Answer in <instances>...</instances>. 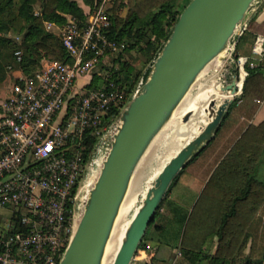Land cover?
I'll list each match as a JSON object with an SVG mask.
<instances>
[{"label": "built area", "instance_id": "2783aa9c", "mask_svg": "<svg viewBox=\"0 0 264 264\" xmlns=\"http://www.w3.org/2000/svg\"><path fill=\"white\" fill-rule=\"evenodd\" d=\"M112 1L83 6L84 21L72 15L62 24L45 21L66 50V61L41 58L32 74L10 67L7 95L0 99V264H60L73 234L80 185L98 168L113 122L134 94L129 97L126 85L115 79L123 44L109 36ZM260 2L229 47L236 97L250 61L236 52V45ZM251 55L263 60L264 33L255 35ZM13 56L22 58L20 51ZM90 135L96 141L85 158Z\"/></svg>", "mask_w": 264, "mask_h": 264}, {"label": "water", "instance_id": "95a60500", "mask_svg": "<svg viewBox=\"0 0 264 264\" xmlns=\"http://www.w3.org/2000/svg\"><path fill=\"white\" fill-rule=\"evenodd\" d=\"M257 0H190L153 59L143 83L113 122L109 145L82 197V208L60 264H102L132 175L180 102L195 95L215 68L221 103L210 98L197 135L164 165L129 221L112 264H131L157 209L180 172L213 140L236 98L229 47ZM217 79L219 81H217ZM193 114L188 111L184 120Z\"/></svg>", "mask_w": 264, "mask_h": 264}, {"label": "trees", "instance_id": "16d2710c", "mask_svg": "<svg viewBox=\"0 0 264 264\" xmlns=\"http://www.w3.org/2000/svg\"><path fill=\"white\" fill-rule=\"evenodd\" d=\"M36 1L0 0V88L10 77L11 66L21 67L25 73L32 74L38 68L41 58L56 61L68 59L58 38L45 28V21L54 20L62 24L66 15L75 16L81 21L86 18L84 8L76 0H40L38 12L34 8ZM122 6L127 7L124 15L119 14ZM182 9L175 8V0L112 1L109 36L123 44L117 58L120 71L115 79L125 84L128 92L134 89L138 72L133 63L122 60L123 51L137 49L143 54L145 62L154 59ZM9 32L20 39L17 41L8 37ZM16 51L22 54L20 60L14 59ZM261 63L257 68L247 66L249 74L261 67ZM95 141L94 135L86 137L83 148L85 158ZM263 150L264 119L258 124H248L231 144L212 170L190 212L181 217V207L172 206V218L180 221L179 242L176 246L187 264H201L205 260L206 264H264V257L254 259L245 252L249 226L264 203V176L259 178L257 175ZM180 174L169 187L155 216L160 214L165 203L170 202L169 193ZM18 219L19 216L14 214L13 220ZM154 230L161 233L167 230L166 224H156ZM218 232L215 251H205L206 239ZM147 239H153L148 231L138 248ZM145 264L161 263L154 256Z\"/></svg>", "mask_w": 264, "mask_h": 264}, {"label": "rangeland", "instance_id": "374dc122", "mask_svg": "<svg viewBox=\"0 0 264 264\" xmlns=\"http://www.w3.org/2000/svg\"><path fill=\"white\" fill-rule=\"evenodd\" d=\"M76 1L78 2V4L81 7H83L86 5L93 4V2L95 0H87V2H86V0H76ZM188 1L189 0H175V8L177 10L182 9ZM40 4H41V1L37 0L35 5H34L36 12L39 11ZM126 10H127V7L122 6L119 9V14L124 15ZM7 36L11 37L13 39H16L17 41L20 39L19 36H16L13 32L7 33ZM123 52L124 53L122 55V60L128 61L129 63H133L135 65L136 71L138 72L137 82L134 86V89L131 92H128V87L126 86V90H127L129 97H130L134 93V90L137 86L138 81L144 76V74L147 72V70L151 66L153 59L145 62L143 54L137 49H134L131 51H123ZM214 72H215V68L212 64L209 68L208 74L211 75ZM217 81H219V80L217 79ZM213 83H215V80L213 81ZM7 85H9V82H7V83L5 82L4 84H2V86L0 88V99H3L6 97L7 88H8ZM200 87H201V85L199 86L198 91H199ZM196 94L192 95V96L188 95V98L191 97L190 98L191 101H190V103H188L186 111L184 112V114H182L181 117H178L175 125H172L166 131V133L169 136L168 140H167L166 144L158 150V153L162 154L165 157L161 161V165H163V166L168 162V160H169L168 157L171 155V153L176 154L180 150V148L182 146H184L188 141H190L205 124L202 116H203L205 109L207 108L208 104H204L202 106L200 104L198 105V100H197ZM213 99H215L218 103L221 100L219 96H215V95H214ZM188 111H192L193 114L190 116L189 120L184 121V119H183L184 115ZM216 139L217 138L213 139L210 144L213 145L217 141ZM191 163L193 165L192 170H190L191 168L189 170H183L182 173L180 174V176L178 177V180L176 182L177 184L175 183L172 186V189H173L174 195H175L174 200L173 201L168 200L170 202L165 203L162 206V208L160 209V211H161L160 214H158L157 216L154 217V220L151 222V224L149 225V227L147 229L148 235H150L153 238L152 240H156L157 243H155L156 242L155 241L154 244H152V242H150L148 239L145 240L143 243V246L137 250L136 255H135L134 259L132 260L131 264H140L139 263L140 256L143 254L144 255H150L151 254V257L149 259L156 256L159 259L161 264H184L186 262L182 258L178 248H176L174 252H170V254H167V255L162 254L159 256V254L157 255V252H156L157 248L155 249V247L156 246L164 247L167 245L168 246L172 245L174 247L178 244V242H179L178 236H179V231H180V221H177L175 218L174 219L172 218V217H174V214L171 212L172 206H175L178 203H180L179 206L181 207V209L179 210L180 211L179 213H180L181 217L184 216V214L186 212H188V208H192V205L194 204L193 203L194 196L199 190L198 189V183H205V180H206L207 175L209 173L207 171V169L205 167H202L199 164V162L197 161V159H194ZM150 175H151V172L148 173L147 178H149ZM259 177L260 178L263 177L262 173L259 174ZM147 178H146V180H147ZM150 183H151V185H153L154 180H152ZM184 183H197V184L193 187V189L191 188L190 190L189 189L184 190ZM84 194L85 193L82 194L79 192L78 200H77V203L75 206L74 220L79 217V214L81 212L82 197ZM170 195H171V191L169 193V196ZM140 204H141V198L139 197L137 199L136 205H140ZM190 211H191V209H190ZM2 212L5 215L10 214V212L5 210V209H3ZM133 214H134L133 210H131L128 213L127 217L129 218V221L131 220ZM162 222L166 224L167 230H165L161 233L155 232L154 226L156 224H160ZM171 249L172 248H170V250ZM144 257H146V256H144ZM142 259H144V258H142ZM206 263H207V260L202 261L201 264H206ZM236 264H239V262Z\"/></svg>", "mask_w": 264, "mask_h": 264}, {"label": "crops", "instance_id": "0c3cea01", "mask_svg": "<svg viewBox=\"0 0 264 264\" xmlns=\"http://www.w3.org/2000/svg\"><path fill=\"white\" fill-rule=\"evenodd\" d=\"M257 33H264V0H261L248 23L246 32L240 37L236 45V51L240 55L250 57L248 66L250 68H257L260 64L258 60L251 55V47L254 37ZM264 119V58L261 67L256 69L254 73L249 74L243 83L242 91L237 96L217 131L215 138L216 142L210 143L195 157L202 167H205L209 172L205 183L212 173V170L217 165L219 160L224 156L231 144L240 136L241 132L248 124H258ZM193 159V160H194ZM192 160V161H193ZM191 161V162H192ZM189 163L184 170H192L193 165ZM212 164V165H211ZM262 173L264 176V150L261 156V162L258 166L257 175ZM260 178V177H259ZM262 178V177H261ZM205 183H198V192L194 196L193 203L198 197ZM177 184V183H176ZM197 183H184V190L193 189ZM176 186V185H175ZM200 191V192H199ZM174 191L171 190L169 200H174ZM177 205H180L178 203ZM191 208H188L190 211ZM219 237V232L209 236L204 244L205 251L213 253L216 248V243ZM154 244L156 240H149ZM179 241V240H178ZM157 243V241L155 242ZM157 248V249H156ZM170 248H172L170 250ZM177 246L167 245L164 247L156 246L157 255L170 254L174 252ZM246 254L251 258L259 259L264 257V203L260 206L254 220L249 226V239L245 249ZM146 256V257H144ZM150 255H141L140 264H145L150 261ZM144 258V259H142ZM184 264H187L186 262Z\"/></svg>", "mask_w": 264, "mask_h": 264}, {"label": "bare ground", "instance_id": "6f19581e", "mask_svg": "<svg viewBox=\"0 0 264 264\" xmlns=\"http://www.w3.org/2000/svg\"><path fill=\"white\" fill-rule=\"evenodd\" d=\"M211 65H209L208 67L210 68ZM214 73H212V75L207 78L206 83L202 84L199 91L197 92L196 97L198 100V105L200 104L202 106L204 104H208L210 98H213L214 95L220 97L221 99L220 103L226 99L231 98L230 93L220 91V89L218 88L219 86L217 85V82L214 79L215 78ZM213 79L215 80V83H213L214 81ZM240 84L241 82L239 81L238 85ZM188 95L180 102L178 107L174 110L170 119L167 121V123L164 125L162 130L158 133V135H156V137L152 140L148 149L146 150L141 160L139 161L132 175L126 195L124 197V200L121 204L120 210L116 217L114 227L112 229L109 241L105 249L102 264H112L114 257L116 255V252L124 236L126 227L129 223V218L127 217L128 213L131 210H133V213H135V211L140 206V205H136L137 199L140 197L141 202H142V199L145 197L147 190L151 187L150 182L152 180H155L158 173L164 167L163 165H161V161L165 157L162 154L158 153V150L162 148L168 140L169 136L166 133L167 129L171 127L172 125H175L178 117H181L182 114H184V112L186 111L187 105L191 101L190 100L191 97L188 98ZM207 109L208 108L205 109V112L202 116L204 122L207 120V117H208ZM174 155L175 153H171L168 159L172 158ZM150 172H151V175L149 176V178H147V175ZM95 174L96 173H92V170L89 171V173L87 174V176L85 177L84 181L82 182L80 186V193L83 194L86 192L88 186L91 184L92 180L94 179ZM77 221H78V218L75 219V224Z\"/></svg>", "mask_w": 264, "mask_h": 264}]
</instances>
